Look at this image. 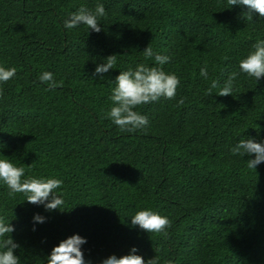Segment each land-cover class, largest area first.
Wrapping results in <instances>:
<instances>
[{
  "label": "trees",
  "instance_id": "obj_1",
  "mask_svg": "<svg viewBox=\"0 0 264 264\" xmlns=\"http://www.w3.org/2000/svg\"><path fill=\"white\" fill-rule=\"evenodd\" d=\"M102 4L101 31L63 22ZM227 0H0V159L25 178H56L63 211H46L10 194L0 181V218L14 227L20 264H46L53 246L78 234L90 264L132 247L159 264H264V162L233 155L241 139L264 141V77L239 61L264 39V17L244 20ZM170 61L160 66L143 50ZM116 54L115 68L94 75ZM138 64L180 80L174 99L137 107L147 128L121 132L108 118L115 78ZM207 66L208 76L200 75ZM53 73L57 86L39 77ZM236 72L232 95L222 88ZM183 99V103L179 101ZM151 210L171 221L167 235L131 226ZM34 214L45 217L35 222ZM35 229V230H34Z\"/></svg>",
  "mask_w": 264,
  "mask_h": 264
},
{
  "label": "clouds",
  "instance_id": "obj_2",
  "mask_svg": "<svg viewBox=\"0 0 264 264\" xmlns=\"http://www.w3.org/2000/svg\"><path fill=\"white\" fill-rule=\"evenodd\" d=\"M227 4L232 6H242L246 11L242 12L244 20L253 21V14L264 17V0H227ZM107 15L102 4H96L93 10L81 7L78 11L70 14L65 19L63 26L65 29H73L78 25H85L87 29L94 32H100L102 17ZM144 56L147 59L154 60L157 65H164L170 61L167 55L154 54L153 49L148 45L144 50ZM117 55L112 54L104 58L103 63L97 64L94 75L103 74L109 69L115 68ZM240 72L246 73L259 81L264 77V39L257 40L252 45V50L239 61ZM16 68H5L0 66V83H6L16 75ZM200 75L205 79L208 76L207 66L200 69ZM238 73L233 72L221 88L217 80H213L207 90V95H212V89H219L217 95H232L233 81ZM39 79L49 86V90L57 86L53 73L43 72ZM180 84L179 78L174 73H166L162 67H149L145 64H138L135 69L129 68L126 71H120L115 78V87L112 89V106L107 112V116L119 128L121 132L133 133L137 130H145L149 124L148 117L140 114L135 109L142 105L164 99H174L176 89ZM3 90L0 89V95ZM183 103V99L179 101ZM233 155L250 158L247 160L249 169L256 168L257 165L264 162V141L257 142L254 139H241L231 148ZM25 169L15 166L8 159H0V181H2L10 190V194H25L28 203L34 205H43L46 211H63L64 200L58 195L56 190L61 187L62 181L56 178H25ZM35 222L43 223L45 217L40 214H34ZM131 226H138L147 233H157L166 236L167 229L171 226V221L159 213L151 210L137 211L130 218ZM35 230V229H34ZM15 231L9 221L0 218V264H20V258L14 253L19 244L14 241L10 235ZM86 243V239L78 234H73L57 245L53 246L47 258L46 264H90L86 261L81 250V245ZM137 249L132 247L130 252L117 257L109 255L100 261V264H159V258L153 257L145 259L136 254ZM171 264V262H167Z\"/></svg>",
  "mask_w": 264,
  "mask_h": 264
}]
</instances>
